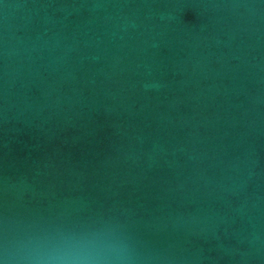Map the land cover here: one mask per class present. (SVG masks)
Here are the masks:
<instances>
[{"label": "water", "instance_id": "water-1", "mask_svg": "<svg viewBox=\"0 0 264 264\" xmlns=\"http://www.w3.org/2000/svg\"><path fill=\"white\" fill-rule=\"evenodd\" d=\"M84 232L264 264V0H0V251Z\"/></svg>", "mask_w": 264, "mask_h": 264}, {"label": "clouds", "instance_id": "clouds-1", "mask_svg": "<svg viewBox=\"0 0 264 264\" xmlns=\"http://www.w3.org/2000/svg\"><path fill=\"white\" fill-rule=\"evenodd\" d=\"M0 264H129L126 251L107 232L39 233L5 244Z\"/></svg>", "mask_w": 264, "mask_h": 264}]
</instances>
